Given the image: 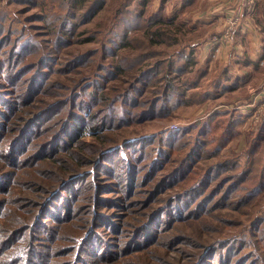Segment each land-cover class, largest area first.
I'll return each mask as SVG.
<instances>
[{
  "label": "rangeland",
  "instance_id": "obj_1",
  "mask_svg": "<svg viewBox=\"0 0 264 264\" xmlns=\"http://www.w3.org/2000/svg\"><path fill=\"white\" fill-rule=\"evenodd\" d=\"M117 1L107 0L101 11L92 19L85 21L82 12L76 7L69 11L66 1L14 0L15 3L10 4L9 0H0V23L4 24L1 30L2 32L8 30L6 34L8 37L0 47L7 50L19 38L26 39L32 33L37 42L31 43L25 57L39 58L42 51L52 50L51 57L41 55L45 61L38 70H44L45 74L33 88V91L43 88V92L37 96L27 97L26 102L22 104L23 109L13 118L0 117V137L4 143L0 149V187L10 182L7 192L0 191V200L6 204L5 215L0 218V229L9 230L11 226L9 222L16 219L20 221L12 228L33 222L40 211L39 207H41L39 214L42 213L45 199L49 191L52 192L57 186L59 178L65 179L81 174L80 181L73 185L68 197V192L63 191L64 199L54 203L52 214L55 217L44 220L42 228L39 225L35 228L34 233L40 235L42 239H38L41 241L34 247L36 256H33L29 264H44L46 260L67 264L71 258H75V252L66 253L62 247L78 246V241L89 230L94 233L82 255L84 264H199L203 261L205 264H216L217 257L212 259V254L206 252L208 248L219 244L227 248L229 250L227 252H231L232 246L236 243L242 245L236 247L233 253H229L233 256L231 264L241 256H248L250 260L251 254H258L253 248L255 221L264 216V177L262 178L264 169L257 168L252 177H247L248 179L238 186L229 197L231 205H225L221 198L225 187L224 180L216 185V180L212 177V180L202 187V181L189 185V181L184 180V171L175 174V178L167 172L171 167L173 170L177 166L186 150L193 145L201 124L206 122L208 116L215 110L233 111L235 104L226 105L221 99L201 103L199 97L190 95L204 89V85L200 88L199 84L195 90L183 93V101L178 99L179 104H175L172 112L167 113L168 107L157 104L154 105L155 111L160 109L166 112V115L147 113L140 118L137 112L148 106L137 107L136 102L142 101L143 97L130 92V84L138 77L140 69L136 62L145 60L144 66L150 64L151 69H157L162 61L153 64L158 59L147 60L146 57L135 56L132 58L128 57L129 52L125 51L119 54L116 51L117 45L116 56L115 53L113 55L107 53L109 35H106L105 29L109 26L104 20ZM24 8L28 9L27 12ZM39 11L40 14H46L48 21H52L49 28L54 32L45 28L44 23L37 20L38 17L29 16ZM62 21L69 24H62ZM131 28L124 31L125 36L128 38L136 36L139 40L140 31ZM56 31L60 36L58 40ZM55 40L57 42L54 46ZM113 43L111 42V45ZM24 45H27L26 41ZM29 57L24 61L27 62ZM120 60L127 65L132 61L133 68L123 65V69L118 72ZM212 61L215 60L212 59L207 68L210 65L209 68L212 69L214 66ZM212 71L213 69L208 76ZM133 74L134 77H130ZM193 75L195 76L193 71L188 74L190 78ZM29 76L30 72L25 73L22 78ZM157 78L158 74L140 79L139 88H142L140 94L149 95L153 87L158 90L156 86L158 83L155 85ZM259 83L262 81L259 80ZM28 84V81L25 82L20 90L27 89ZM67 87L70 88L72 98L67 97L65 93ZM125 92L126 103L120 99V94ZM101 94H104L105 99H111L109 111L100 109L103 105L99 99ZM38 96L43 100L39 104L43 109L54 102H60L61 108L47 111L40 115L38 120L27 125L25 139L17 143L15 153L13 149L9 155H5L8 139L12 140L26 121L34 117L23 114L32 109L25 104L33 103V99ZM77 96L80 100H75ZM18 106H21V103ZM239 106L240 104H237V107ZM3 108L0 106V110H4ZM263 110L264 107L260 114ZM92 113H95L94 119L88 120V115ZM66 117L71 123L80 124L85 131L76 139L78 143L71 146L75 154L61 153L63 155L59 156L60 159L53 161L51 157H46L52 154L51 149H41L40 156L34 161L35 158L32 157L44 142L53 137L55 130L60 126V119ZM259 117L250 121L243 119L245 122L236 127L241 131L230 132L226 148L222 151L223 155L228 152L240 153L243 150L250 134L246 131L257 124ZM51 123L52 129L44 132L43 128ZM100 124L108 125L99 129ZM74 127H66L68 130L66 133L72 134L73 137L76 136ZM92 129L99 130L90 133L86 131ZM214 136V133H209L204 139L213 140L211 138ZM133 138L140 143L136 141L128 144ZM80 143L91 144L90 152L89 148L81 147ZM127 144L131 147H124L119 152L110 150L116 145L123 147ZM61 146L63 143H60V150ZM25 152L27 158L24 165L20 166L18 163L17 166H13ZM167 156L174 158V162H167ZM102 158L105 160L102 161L103 168L99 172L97 161ZM239 161L240 164L233 171L220 170L218 179L244 170L246 159ZM194 162L195 160H192L190 166ZM210 162L213 163L209 161L205 164H211ZM35 164L36 167H33ZM196 167L197 165L194 169ZM93 183L96 185L95 190L92 189ZM160 183L161 187H158ZM192 187L193 191L196 188L200 190L191 195ZM185 189L188 192H184ZM200 195L201 202L194 204ZM226 195L227 192L223 193V197ZM211 198L214 204L205 207V203ZM195 205L196 211H189ZM2 234L4 232H0V239ZM27 237V233L22 236L25 242ZM133 240H138V245L134 246V243L132 251L124 249V242ZM155 240L158 241L156 244H150ZM25 242L20 249H23ZM58 246L59 253L56 255ZM136 248L138 249L135 250ZM113 254H116L115 258L105 260ZM17 264L25 263L21 259Z\"/></svg>",
  "mask_w": 264,
  "mask_h": 264
},
{
  "label": "trees",
  "instance_id": "obj_2",
  "mask_svg": "<svg viewBox=\"0 0 264 264\" xmlns=\"http://www.w3.org/2000/svg\"><path fill=\"white\" fill-rule=\"evenodd\" d=\"M13 1L14 0H9V3H15ZM61 1L67 2L69 11L74 9V7L80 10L85 21L92 19L99 11H101L106 6L107 3V0ZM163 1L164 0H161V2ZM32 7L33 5L31 6V9ZM27 8L30 10L29 7ZM28 9H25V12H27ZM29 16L38 17L37 20L43 22V26L45 28L49 29L51 32H54V30L49 28L50 26H52V21H48L45 13L40 14L39 11V13L37 14H29ZM60 17L62 18L63 16L60 15ZM196 21H193L191 17H188L183 13V11L173 16L167 15L162 8V4L158 5L157 7H153L151 4H149V0H118L115 3L113 10H110L108 16L104 20V22H107L109 26L108 29H105L106 35H109V38L107 39V41L109 42L107 53H112V55L113 53H115L114 55L116 56L115 50L117 48L116 51L119 54L121 53V51L129 52L128 57H146L147 60L158 59L153 62V64H157V62L162 61L157 69H151V67L149 66L150 64H148V66H144L146 62L143 61L145 60H141L142 62L140 61V63L135 61L136 65H139L138 67L140 69L138 71V77H136L133 83L130 84V92L139 96L142 95L143 97L142 101L136 102L137 107H142L143 105H145L146 107L148 106L144 110L141 109L137 112V115L140 116V118H143L147 113L166 115L167 113L172 112L171 110L173 107H175V104H179V102H177L179 101L178 99H182L183 101V93L195 90L199 86V84L200 88L202 87V85H204V89L201 90V92H198L196 94L192 93L190 95H196L197 97H199L201 103H204L211 99L214 101L221 99L223 103H229L234 101V99H236L237 97L245 96L246 90L244 89V83L246 77L232 76L230 74V70L232 67L231 63L224 66H219L214 63V66L212 67V74L208 76V62L200 63L198 61L196 48L206 42L207 37H205L206 31L203 29L201 24ZM254 21L258 25L259 31L262 35L261 39L263 42V54L259 59H263L264 18H259V16H256V18H254ZM62 24L67 25L69 24V22L62 21ZM2 25L4 24L0 23V30L3 29ZM131 27H134L136 31H140V34L138 35L139 40L136 39V36H133L132 38H128L127 36H125L124 31L132 29ZM7 33L8 30L7 32H2V30L0 31V45H3V43L6 41L8 37L6 36ZM57 33L58 32L56 31V39L58 40L60 36L57 35ZM57 40H55L54 46L56 45ZM24 41H26L27 43L26 46L24 45ZM32 42H37V40L34 39L33 34L30 33L26 39H22V37L19 38V40H17L15 44L9 46L7 50L0 47V106L4 107V110H0V117L8 119L13 118L15 114L19 113L23 109L22 104L26 102L29 96H37L41 92H43V88H39L35 91H33V88L45 74L44 70H38L43 61H45L44 57H42L41 55L44 54L45 56L51 57L52 54H50V52H52V50H49L48 52L42 51L39 58H36L34 56L25 57L24 55L27 54L26 50L30 48ZM111 42H114L113 45H111ZM28 57V61L25 62L24 60ZM131 62L132 61H130V64L127 65L124 61H118V72L123 69V65H127L129 68H133V64H131ZM242 62H245V59H243ZM258 62L259 60L255 62L256 65H258ZM192 71L195 73V76L193 75L191 76L192 78H190L188 74L192 73ZM28 72H30V76L28 78H22L23 75ZM157 74L159 75V78L156 79L155 85L158 83L156 85L158 90L156 89V87H153L151 93L149 92V95H146V93L140 94V90L142 89L139 88L140 79ZM250 75H252V73H250L248 76ZM255 75L259 76L258 74ZM130 77H134V74ZM27 81L29 82L28 88H25L21 91L20 87ZM203 81H205V83ZM65 90L67 91L65 92L67 97L72 98V96H70V88L67 87L65 88ZM126 93L127 92L120 94L121 101L125 103L127 102V98L124 96ZM99 99L103 103L102 108L100 109H106L109 111L111 106V99H105L104 94H101V96H99ZM75 100H80L79 96H77ZM42 101L43 100L38 96L37 98L35 97L33 99V103L27 102L25 104L26 106H30L33 110L29 109L23 112V114H26L28 116L31 115L34 117L26 121L24 126L21 127L20 132L12 140L8 139V148L5 151V155H9L13 151V149L15 153L17 143L25 139V128L27 127V125L38 120V118H40V115H43V113L47 111L49 112L53 109H56L57 107L61 108L60 102H54L50 103L46 108H44V110L41 106H39ZM19 103H21V106H18ZM157 104L158 106L162 104L168 107L169 109L167 110V113L163 112L160 109L155 111L156 107L154 105ZM215 111H213L208 116L206 122H203L201 124L200 129L197 132V136L193 140V145L188 150H186L183 157L177 163V166L173 170L171 167L167 172L171 175H174L175 178L177 174H179L181 171H184V180H188L189 185L194 184L196 181H202V187L209 183L212 177L213 180H216V185L224 180L223 184L225 185V187L223 193L225 194L227 192V195L223 197V193H221V198L225 201V205H231L232 202L229 200V197L238 188V186L242 185L248 179L247 177H252L254 175V171H256L257 168L264 169V110L260 114L257 124H255L253 128H249L246 131L250 132V140L248 141L249 138L246 139V145L244 146L243 150L240 153L228 152L225 155L222 154V151L226 148L227 138H229V136L231 135L230 132H240L241 129H237L236 127L242 125L245 121L235 110L217 112ZM94 116L95 113L89 114L87 119H94ZM213 117L214 119H212ZM60 120V126L57 130H55L53 137H50L46 142H44L39 151L32 157L35 158L34 161H36L40 156L39 153L41 149H51L52 154L46 157H51L53 161H55L56 159H60L59 156L63 154H75V152L71 150V146L74 143H78L76 139L80 137L85 131L82 130V126L80 124L71 123V120L67 117ZM22 121H24V119ZM53 123L46 125L43 128L44 132L52 129ZM75 125H77V127H74ZM107 125L108 124H100L99 129ZM67 126L74 127V130L76 131L75 137H73L72 134L66 133L68 132V130L66 129ZM98 130L92 129L86 131L90 133L98 132ZM209 133H214L215 136L211 138L213 140L208 139L206 141L204 137ZM232 138L234 137L232 136ZM1 139L2 137H0V149L4 144L1 142ZM70 141L72 142V144ZM136 141L140 143L139 140ZM136 141L134 140V138L130 139L128 144ZM60 143H63V146H61V150L59 148ZM128 144L123 147L116 145L110 150L111 152L112 150H117L119 152L124 147H131ZM80 145L81 147L86 146L87 148H89L88 150L90 152L91 144L86 145L84 143H80ZM118 147L121 148L118 149ZM25 154L26 152L24 153V156H21L19 160H17L18 162L13 164V166H17L18 163L20 166H23V163H25V160L27 158V154L26 156ZM244 158L246 159V168L243 167L244 170H240V172L237 173L233 172L231 175H225L218 179V176L220 175H218V172L220 170L230 169L229 171H233L234 168H236V166L240 164L239 159L244 160ZM173 159L174 158L167 156L166 161H172L173 163ZM104 160L105 159L102 158L101 160L97 161L100 167L99 172L103 168L102 161ZM192 160H195V162L190 166ZM209 161H213V163L210 162L211 164H205ZM257 162H259V166H257ZM36 165L37 164L33 165V167H36ZM196 165L197 167L194 169V166ZM125 167L128 168V165H126ZM15 174L16 172L13 174V177H15ZM81 176V174H78L76 176L65 179L59 178L57 186L53 188L54 190L52 189V192L49 191V195L45 199V202L42 206V213L39 214V212L41 211V207H39L40 211H38V213L36 214L35 220L33 222L19 224L15 228H12L15 223H18L20 221V219H16V221L12 220L11 222H9V224L11 225L9 230H7L8 228L0 229V232H4V234L1 235L2 238L0 239V264H17L21 259H23V263L25 264H29L32 262L33 256H36L34 247L36 244H39V241H41L38 239H42L40 235L34 233L35 228L38 225L40 228H42L44 226V220L55 217L54 214H52V209L55 207L54 203L56 201L60 202L62 199H64L62 197L63 191L68 192V197V195L70 194V190L73 189V185L80 181ZM263 177L264 175L262 176V178ZM9 183L1 186L0 191L8 190ZM158 187H161V183L158 184ZM92 189H96L95 183H93ZM193 189L194 187L191 188V191H193ZM40 190L42 191L41 187ZM199 190V188H196L191 195L196 194ZM184 192H188V190L185 189ZM188 195L189 194H187V196ZM214 197L215 194L213 195V198ZM247 197H249V195ZM213 198L205 203V207L209 204H214L212 203ZM201 199L202 198L200 195L196 200L197 202L194 201L193 203L196 204ZM5 207V202H2V200H0V218H3L5 215ZM193 209L189 211L195 212L197 209L196 205ZM150 223L151 221L149 222V225ZM262 225H264V216H260L258 219H256L254 226L255 242L253 248L258 252V254H251L250 260L248 259V256H241L235 261L234 264H264V226ZM5 231H7V233ZM24 233H27L28 235L26 242L22 238ZM93 233L94 232H92V230H89L88 233L78 241L79 247L77 245L64 248L62 247V250H64V252L66 253L75 252V258H71L70 262H67V264H84L82 255L85 251L86 246L93 238ZM146 236L147 235H145L144 238H146ZM54 240L55 239H53V241ZM138 240L124 242V249L126 248L127 250L132 251L133 244L135 243L134 246L138 245ZM23 242H25V245L24 247H22L23 249H20ZM157 242L158 241L156 240L151 241L150 244H156ZM241 245V243H236L232 246L231 252H227L229 251L227 250V248L225 249L223 248V246H219V244H217L210 246L206 252L212 254V259L214 257H217L216 264H231L233 256H230L229 253H233L234 249L238 246L241 247ZM137 249L138 248H136L135 250ZM55 252L57 253L56 255H58L59 246L56 248ZM56 255H54L55 259ZM115 255L116 254H113V256L105 260H111L115 258ZM48 257L50 258V256ZM253 259L254 261H252ZM203 262H200L199 264L206 263ZM44 264L63 263L57 261L50 262V260L49 262H47L46 260Z\"/></svg>",
  "mask_w": 264,
  "mask_h": 264
},
{
  "label": "crops",
  "instance_id": "obj_3",
  "mask_svg": "<svg viewBox=\"0 0 264 264\" xmlns=\"http://www.w3.org/2000/svg\"><path fill=\"white\" fill-rule=\"evenodd\" d=\"M149 4L162 8L167 15L173 16L183 11L193 21L199 22L205 32L207 41L196 48L200 63L212 61L219 66L231 63L232 76H245L244 89L246 94L234 101L224 103L235 104V111L246 121L255 109L248 106L254 92L264 85L263 42L258 25L254 18H264V0H149ZM237 16L239 21L231 32L229 45L215 42L225 30V19ZM254 17V18H253ZM245 59V62H242ZM258 62L256 65L255 62ZM208 65V75L211 68ZM250 73L252 75L248 76ZM258 74L259 76H256ZM259 80L262 83H259ZM259 86V87H258ZM236 94V93H234ZM249 102V103H248ZM237 104H240L237 107ZM260 110L264 107V98L257 104Z\"/></svg>",
  "mask_w": 264,
  "mask_h": 264
},
{
  "label": "built area",
  "instance_id": "obj_4",
  "mask_svg": "<svg viewBox=\"0 0 264 264\" xmlns=\"http://www.w3.org/2000/svg\"><path fill=\"white\" fill-rule=\"evenodd\" d=\"M238 21H239V19L237 16L227 17L225 19V23H226L225 30L221 34V36L216 39L215 42L219 41L220 43L227 45L231 40V32H232L233 28L236 26V24L238 23ZM263 98H264V86H261L257 91L254 92V95L252 96L250 103L248 104L249 107H251V105H252V108L255 107V109H256L254 113L253 112H252V114L248 113L250 120H253V119L256 120L259 117L261 110L257 104ZM252 101H253V103H252ZM255 104H256V106H255Z\"/></svg>",
  "mask_w": 264,
  "mask_h": 264
}]
</instances>
